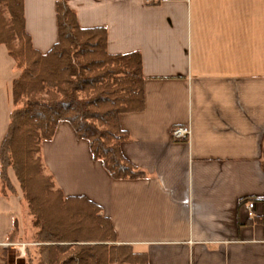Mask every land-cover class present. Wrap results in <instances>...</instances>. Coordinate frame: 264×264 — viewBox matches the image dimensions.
Instances as JSON below:
<instances>
[{
	"label": "crops",
	"instance_id": "obj_1",
	"mask_svg": "<svg viewBox=\"0 0 264 264\" xmlns=\"http://www.w3.org/2000/svg\"><path fill=\"white\" fill-rule=\"evenodd\" d=\"M56 3L24 0L41 53L59 41ZM68 4L82 28L108 30L110 53L141 52L145 107L119 122L131 136L124 156L149 176L114 179L61 121L43 144L56 185L100 205L118 243L147 252L151 264H264V0ZM21 73L0 44V150ZM179 126L189 138H173ZM20 196L0 192V264L23 217Z\"/></svg>",
	"mask_w": 264,
	"mask_h": 264
},
{
	"label": "trees",
	"instance_id": "obj_2",
	"mask_svg": "<svg viewBox=\"0 0 264 264\" xmlns=\"http://www.w3.org/2000/svg\"><path fill=\"white\" fill-rule=\"evenodd\" d=\"M56 9L59 41L41 53L26 31L24 0H0V44L22 72L13 83L14 109L0 150V192L16 193L12 168L37 229L31 241L40 243L36 258L27 248L28 264H151L147 252L118 243L100 205L65 195L46 168L43 144L68 121L111 177L149 176L124 156L121 145L131 136L119 122L120 114L145 107L141 52L110 53L105 27L82 28L68 0H57ZM19 227L16 220L8 241L21 239Z\"/></svg>",
	"mask_w": 264,
	"mask_h": 264
},
{
	"label": "rangeland",
	"instance_id": "obj_3",
	"mask_svg": "<svg viewBox=\"0 0 264 264\" xmlns=\"http://www.w3.org/2000/svg\"><path fill=\"white\" fill-rule=\"evenodd\" d=\"M10 169H12V168H10ZM44 173H46V172H44ZM15 176H16V180H17V187L14 186L16 188V193L11 194V195H19V194L21 195L20 197H21V202H22V207H23V217H22L21 222L19 223V225H20V227H19V229H20L19 238H21V239L16 240V241H12V242L7 241V243H11L15 246H13L14 248H12L11 245L7 246V250L5 252V255H6V259H7V264H28L27 254H26L24 260H21V259L18 260V252L16 249L17 248L16 245H18L20 243H26L27 248L30 251V254L32 256H34V258H36L37 257V254H36L37 251L36 250H37L38 245H36L35 242H32L31 238L37 232V229L34 228L31 216L29 215L27 208L25 207L26 201L24 199V192H23L22 186L20 184V181H19L16 173H15ZM55 214H57V212ZM26 252H27V249H26Z\"/></svg>",
	"mask_w": 264,
	"mask_h": 264
},
{
	"label": "built area",
	"instance_id": "obj_4",
	"mask_svg": "<svg viewBox=\"0 0 264 264\" xmlns=\"http://www.w3.org/2000/svg\"><path fill=\"white\" fill-rule=\"evenodd\" d=\"M190 134H191V129L187 126L186 127L185 126H179L173 130V138L176 140H185V139L189 138ZM35 244L40 245V243H35ZM5 245L6 246L11 245L12 248H14L13 246H15L11 243H6ZM16 246H17L16 249L18 252V260L19 259L24 260V258L26 256L27 244L26 243H20Z\"/></svg>",
	"mask_w": 264,
	"mask_h": 264
}]
</instances>
